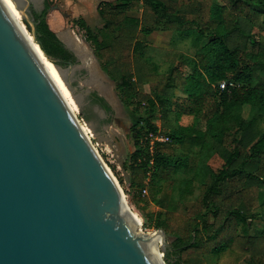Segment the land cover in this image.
<instances>
[{
  "label": "trees",
  "instance_id": "1",
  "mask_svg": "<svg viewBox=\"0 0 264 264\" xmlns=\"http://www.w3.org/2000/svg\"><path fill=\"white\" fill-rule=\"evenodd\" d=\"M48 7L33 11L35 37L66 64L74 56L49 28ZM97 13V34L80 25L130 112L128 182L138 190L135 204L158 208L152 227L172 238L165 264H264V228L249 233L264 218V0H114ZM158 28L188 37L193 55L170 49L156 62L147 51ZM221 82L234 86L221 90ZM92 99L108 123L110 105L95 92ZM158 131L168 140L151 144ZM214 156L217 169L208 164ZM194 187L199 194L187 200Z\"/></svg>",
  "mask_w": 264,
  "mask_h": 264
},
{
  "label": "water",
  "instance_id": "2",
  "mask_svg": "<svg viewBox=\"0 0 264 264\" xmlns=\"http://www.w3.org/2000/svg\"><path fill=\"white\" fill-rule=\"evenodd\" d=\"M12 1L33 43L59 64L36 40L35 0ZM57 71L75 99L81 86ZM139 231L119 185L0 0V264H165L164 231Z\"/></svg>",
  "mask_w": 264,
  "mask_h": 264
},
{
  "label": "rangeland",
  "instance_id": "3",
  "mask_svg": "<svg viewBox=\"0 0 264 264\" xmlns=\"http://www.w3.org/2000/svg\"><path fill=\"white\" fill-rule=\"evenodd\" d=\"M17 3L22 6L24 2L22 0H16ZM53 4L59 5L61 11L66 12L65 8L67 5L63 0H51ZM81 7L79 9V15H69V19L63 23L60 30H67L71 32L78 40L74 46V54L78 61L77 65L71 67V72H68V66L61 64H50L54 73L55 80L53 81L55 87L60 92L62 98L65 100L75 118L79 124L84 128L85 134L87 135L91 145L98 153L99 157L119 185L123 198L132 211H134L140 217L142 226L141 232L147 233L155 230L154 223L159 218L158 208L153 203H140L135 204L133 197L137 195L138 190L135 187L129 185L128 182V166L131 162V154L134 151V142L131 138V124L132 119L129 110H127L121 103L115 84L109 79L106 73L100 67L92 43L87 40V34L85 28L80 25V21H84L85 25L89 27L93 34H97V29L101 27L102 23L97 14V0H82ZM37 5V3H35ZM39 4V3H38ZM31 10V6H29ZM39 7L37 5V11ZM50 9V5L48 10ZM82 9V10H81ZM47 10V11H48ZM82 14V15H81ZM130 14L139 16L140 11L134 10ZM30 16V15H29ZM21 26L23 22L18 18ZM24 29V34L29 36L31 39L30 32L27 28ZM173 49L176 52H180L187 55H193L194 49L191 45V41L188 37L179 38L174 30H163L158 28L153 32L149 41L148 55L151 56L156 62L162 63L165 59L164 51ZM83 61V62H82ZM85 61V62H84ZM83 64L84 67H80ZM82 68L87 73V78L81 79L76 70ZM63 71L73 85H80L81 92L76 93L74 103L71 102L70 96L64 94L61 89L59 80L57 78L58 71ZM97 77L103 79L100 83H97ZM104 83V84H103ZM105 89L101 90L103 86ZM150 85L144 86V91H151ZM88 90L96 92V94L106 97V102L111 107L110 121L108 123H101L100 120L107 118L102 110H99L97 106L90 104L87 101L86 94L82 90ZM179 94V92H177ZM248 108L245 107L243 110V116H247ZM98 120V121H97ZM153 122L157 127L160 128V121L158 114L156 113ZM161 130V129H160ZM163 131V130H162ZM164 132V131H163ZM208 164L213 169H217L221 166L222 160L214 156L209 159ZM148 189L145 192H141L142 195H148ZM199 194L197 187H194L193 194L187 200H193ZM259 207L255 211H259ZM264 228V218H257L252 222L249 233L251 235L259 234ZM172 238L165 236V242L169 244ZM239 264H243L240 262Z\"/></svg>",
  "mask_w": 264,
  "mask_h": 264
},
{
  "label": "crops",
  "instance_id": "4",
  "mask_svg": "<svg viewBox=\"0 0 264 264\" xmlns=\"http://www.w3.org/2000/svg\"><path fill=\"white\" fill-rule=\"evenodd\" d=\"M51 1V0H35V3H37L39 9L38 11H41L44 7L45 2ZM67 7L65 8L66 12H62L59 5L53 4V2H48L50 5V9L46 13V22L49 26V28L55 33L57 38L60 40V42L71 52L74 53V46L76 41L78 40L71 32H68L67 30H60L62 28H59L63 25L68 19L69 15H79V9L83 7L81 5L82 0H63ZM104 1H114V0H97V7L101 2ZM39 3V4H38ZM57 6V9L54 8ZM79 8V9H78ZM82 10V9H81ZM98 14V13H97ZM82 15V14H81ZM99 17V16H98ZM153 34V33H152ZM151 34V35H152ZM151 35L148 37V41H150ZM99 61V60H98ZM83 62V61H82ZM85 62V61H84ZM101 67V66H100ZM101 83L103 79L100 80V78L97 77V83ZM104 84V83H103ZM101 85V84H100ZM103 86V85H101ZM105 89L104 86L101 90ZM100 96V95H99ZM102 97V96H101ZM104 98V97H103ZM106 98V97H105ZM104 98V99H105ZM106 101V100H105Z\"/></svg>",
  "mask_w": 264,
  "mask_h": 264
},
{
  "label": "bare ground",
  "instance_id": "5",
  "mask_svg": "<svg viewBox=\"0 0 264 264\" xmlns=\"http://www.w3.org/2000/svg\"><path fill=\"white\" fill-rule=\"evenodd\" d=\"M1 1H2L3 5L5 6L6 10L8 11V13L10 14V16L18 24V26H19L21 32L23 33V35L25 36L27 44L29 45V47H30L31 51L33 52L34 56L36 57L38 62L41 64L42 68L45 70V72L48 74L49 78L53 82L55 80V73H54V71H53V69H52V67L50 65L51 63L46 59V57L44 56L42 51L33 43L32 39H29V36L24 34L25 32H24L23 26H21L19 21H18V18H20V15H19V13H18V11H17V9H16V7L14 5V2L12 0H1ZM57 78L59 80V83H60L62 91L64 92L65 95L70 96L71 102L75 106L76 104L74 103V99L71 96L68 88L63 83V81L60 78L59 74H57ZM81 129L85 133L84 128L82 126H81ZM125 205H126V202H125ZM126 206L132 212V217L135 220V222L137 223V230L139 231L141 226H142V221H141L140 217L138 216V214H136L134 211H132L131 208L128 205H126ZM125 210H127V209H125ZM148 234L149 235H153V230L149 231ZM153 243L155 245V248H156V251H157V254H158L160 252V250H159V248H160V237H157L156 240L153 241ZM158 256H159V258L162 257L161 253L158 254Z\"/></svg>",
  "mask_w": 264,
  "mask_h": 264
},
{
  "label": "flooded vegetation",
  "instance_id": "6",
  "mask_svg": "<svg viewBox=\"0 0 264 264\" xmlns=\"http://www.w3.org/2000/svg\"><path fill=\"white\" fill-rule=\"evenodd\" d=\"M43 9H44V7L42 8V10H43ZM42 10H41V11H42ZM33 11L41 12V11H37V5H36L34 2H32V5H31V12H32V14H33ZM72 54H73V56H74V60L67 61L66 64H63V65L68 66V62H71V63L73 64V66L78 64V61H77V59H76L75 54H74V53H72ZM83 67H84V66H83ZM76 74H78L79 78H81V79L87 78V73H86V71H84L82 68H78V70H76ZM93 93H94V91H90L89 94L86 95L87 101L90 102V104H93V105L97 106L99 110H102L98 103L92 101V100H93V99H92V97H93ZM95 93H96V92H95ZM102 111H103V110H102ZM103 112H104V111H103ZM104 113H105V112H104ZM105 115H106V117L109 116V115L106 114V113H105ZM97 121H98V120H97Z\"/></svg>",
  "mask_w": 264,
  "mask_h": 264
},
{
  "label": "built area",
  "instance_id": "7",
  "mask_svg": "<svg viewBox=\"0 0 264 264\" xmlns=\"http://www.w3.org/2000/svg\"><path fill=\"white\" fill-rule=\"evenodd\" d=\"M232 86H234V84L232 82H227V83L221 82L219 84V88L221 90L225 89L226 87H232ZM149 138L151 139V141H150L151 144L155 141L166 142L168 140V137L166 135H164L161 131L160 132L158 131L156 134L150 133ZM142 191L145 192V189H143Z\"/></svg>",
  "mask_w": 264,
  "mask_h": 264
}]
</instances>
